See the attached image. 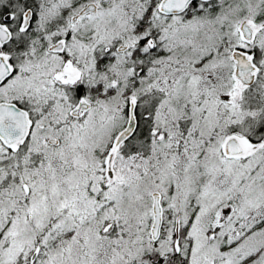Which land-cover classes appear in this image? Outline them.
I'll return each mask as SVG.
<instances>
[{"label":"snow or ice","instance_id":"snow-or-ice-1","mask_svg":"<svg viewBox=\"0 0 264 264\" xmlns=\"http://www.w3.org/2000/svg\"><path fill=\"white\" fill-rule=\"evenodd\" d=\"M0 264H264V0H0Z\"/></svg>","mask_w":264,"mask_h":264}]
</instances>
